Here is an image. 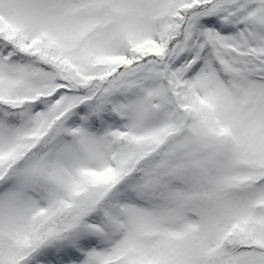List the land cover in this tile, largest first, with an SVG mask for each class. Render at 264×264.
Returning <instances> with one entry per match:
<instances>
[{
    "label": "snow or ice",
    "instance_id": "6c2138e0",
    "mask_svg": "<svg viewBox=\"0 0 264 264\" xmlns=\"http://www.w3.org/2000/svg\"><path fill=\"white\" fill-rule=\"evenodd\" d=\"M0 264H264V0H0Z\"/></svg>",
    "mask_w": 264,
    "mask_h": 264
}]
</instances>
